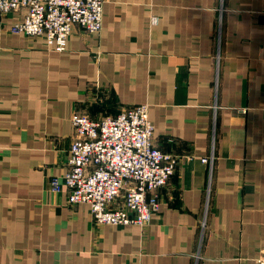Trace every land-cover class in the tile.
I'll return each mask as SVG.
<instances>
[{
    "label": "crops",
    "instance_id": "obj_1",
    "mask_svg": "<svg viewBox=\"0 0 264 264\" xmlns=\"http://www.w3.org/2000/svg\"><path fill=\"white\" fill-rule=\"evenodd\" d=\"M15 19L0 22V264L264 257V0H107L100 33L75 25L63 52ZM138 104L175 171L148 225L97 224L67 201L71 116Z\"/></svg>",
    "mask_w": 264,
    "mask_h": 264
},
{
    "label": "built area",
    "instance_id": "obj_2",
    "mask_svg": "<svg viewBox=\"0 0 264 264\" xmlns=\"http://www.w3.org/2000/svg\"><path fill=\"white\" fill-rule=\"evenodd\" d=\"M107 0H0V22L10 14L14 33L42 38L47 50L63 52L75 25L98 35ZM75 137L69 146L63 184L69 204L85 203L101 225L151 222L159 207V190L173 175L177 157L153 144L148 105L130 106L116 115L92 119L74 112ZM213 154L202 162H213ZM51 190H60L52 178ZM264 264V257L256 259Z\"/></svg>",
    "mask_w": 264,
    "mask_h": 264
}]
</instances>
